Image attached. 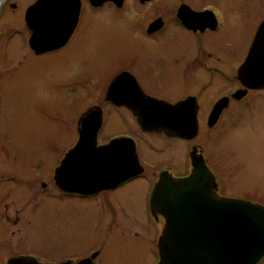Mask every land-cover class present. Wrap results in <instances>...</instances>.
Wrapping results in <instances>:
<instances>
[{"label": "flooded vegetation", "instance_id": "obj_1", "mask_svg": "<svg viewBox=\"0 0 264 264\" xmlns=\"http://www.w3.org/2000/svg\"><path fill=\"white\" fill-rule=\"evenodd\" d=\"M38 1L34 0L24 8L22 24L19 17L14 20L13 30L3 34L7 41L1 47V62L14 66V61H20L21 47L15 46L17 39L25 42L19 37L27 35L29 53L26 52L27 56L23 55V58L30 54L29 57L35 59L68 66L69 70L64 74L65 90L69 96H75L71 112L75 120L78 119L77 137L73 136L75 128L70 132V138V130L64 136L62 133L56 135L66 139L65 155L57 166L44 161L33 163L27 175L19 170L18 180L20 183L26 181L28 197L23 198L20 193L13 195V210L5 218L16 227L21 220L17 217L18 205L22 204L23 216H27L30 225L29 218L34 215L28 212L41 207L47 194L54 192L66 209L73 206L77 214L83 204H92L94 207L81 223L87 231L104 230L106 239L100 246H96L100 242H95V246L90 247L94 242L89 238L91 244L84 252L70 251L57 262H45L41 251L38 253L41 255H34L36 251L31 249L16 255L9 251L8 261L30 257L41 264H160L159 240L165 219L160 211L152 210L153 190L163 176L181 179L191 175L200 160L214 182L213 192L218 198L243 200L264 207V192L260 191L261 187L264 191V88L255 86V82L249 80L250 75L243 72L264 22V1L261 3L263 11L259 5L260 17L251 20L243 39L233 41L222 33L238 14L233 13L234 8H230L225 0H66V6L73 12L78 9L75 28L67 42L40 52L31 45L35 26L26 19L27 11ZM10 7L16 9L15 4ZM101 14H107L108 19L102 21ZM99 28H105L104 32L99 33ZM117 28L119 32L115 37L119 43L116 49L106 58L99 57L97 44L106 39L96 42L95 38L108 35ZM125 31L146 49L141 53H120L119 44ZM101 58L106 63L99 65ZM225 84L229 85L227 93L212 95L208 101H203V93L195 88L209 89ZM177 105L182 106L173 112V106ZM89 115L92 123L91 126L87 124V134L94 136L96 146L125 139L129 148H135L142 172L121 182H116L118 179L113 176L109 188L83 194L76 191V184L68 183V178L63 181V188L60 187L56 170L79 143L85 129L83 119ZM142 118L158 120L160 126L156 130H145L140 123ZM193 118L198 123L194 136H176L173 128L165 126L173 119L177 124ZM120 124H123L122 130L112 132ZM233 131L234 140L229 141ZM159 139L163 147L151 141ZM174 141L183 144L179 152L177 147H171ZM128 147L126 152L119 154L124 156ZM158 152L161 155L154 156ZM229 166H236L241 174H249L260 188L232 189L227 174L234 173L230 172ZM65 172L68 174L67 168ZM35 180L40 184L38 192L33 190ZM139 182L147 183L143 203L141 196L129 192L133 185L143 189ZM52 188L54 191H50ZM32 195L33 204L26 201ZM4 205L9 209V203ZM117 222L128 226L136 239L112 242L111 233L121 238L130 236L116 232L120 230ZM116 253H120L121 259H116Z\"/></svg>", "mask_w": 264, "mask_h": 264}, {"label": "rangeland", "instance_id": "obj_2", "mask_svg": "<svg viewBox=\"0 0 264 264\" xmlns=\"http://www.w3.org/2000/svg\"><path fill=\"white\" fill-rule=\"evenodd\" d=\"M33 1H5L0 11V53L1 47L7 41L6 36L3 34L13 30L14 20H18L19 17L21 18V24L23 23L24 8ZM263 1L225 0L230 8H234L233 13L238 15L229 21L222 36L233 41L243 39L252 23L251 20L260 17L259 5L263 11L261 4ZM11 4H15L16 9L10 7ZM100 16L102 21L108 19L107 14H101ZM104 29L99 28L98 32L102 33ZM108 29L109 27H107ZM117 32H119L118 28L110 31L108 35L103 37L98 35L95 38L96 42L106 39L103 40L102 44H97L99 46V52L97 50L99 57L106 58V56H109L108 53L116 49L119 43L115 37ZM19 38L25 39L24 43L17 39L18 43L15 46L21 47L19 52L20 61H14V66H11L7 65L6 62H1L0 57V177L3 179H0V264L8 263V257L11 256L9 251H13L16 255L28 251V249L36 251L33 253L34 255L42 254L45 262H57L70 251L84 252L92 240L94 243L90 247L95 246V242H100L99 245H96L100 246L104 241L103 239H106V235L104 230L101 229L87 231V227L81 223L86 218L88 211L94 207L92 204H83L77 214L73 206H68L66 209L65 204H61L62 199L54 192L47 194L46 201L41 207H34L28 212V214L34 215L29 218L30 225L27 224V216H23L22 204L18 205V202H16L19 211L17 217L21 218L19 224L12 227L5 218L13 210L11 206L13 195L20 193L23 198L28 197L29 192L26 181L21 180L22 183H20L18 180L19 170L27 175L33 163L40 164L44 161L51 163L53 167L57 166L64 158L66 139L64 137L59 138L56 135L62 133L64 136L70 130L68 132V138H70V132L75 128L73 136L76 138L78 128L76 125L78 119L75 120V116L71 112L75 106L73 104L75 96H69L65 90L64 74L69 70L68 66L63 64L54 65L45 59L29 57L30 54L27 58H23V55L27 56V53H29V48L26 46L28 36L25 35ZM121 40L118 50L120 53H141L146 49V46L136 41L128 31H125ZM231 56L233 57V54ZM18 61L20 65L17 64ZM104 63L106 62L101 58L99 65ZM227 87H229L228 84L209 89H203L199 86L195 88L203 93V101H208L212 95L217 96L221 92L227 93ZM207 93L209 95L206 100ZM122 127L123 124H120L119 127L112 129V132L122 130ZM234 134V131L231 132L229 141L234 140ZM160 140L151 141L152 143L155 142L157 146L163 147V144L159 142ZM171 147H177L179 152L183 148V144L174 141ZM232 147L235 150V145ZM158 154L161 155L158 152L154 156H158ZM228 169L231 173H234V175L227 174V181L232 189L256 190L260 188L257 181L249 174H241L236 166H229ZM253 173L255 172L253 171ZM252 176L255 175L252 174ZM34 183L33 190L38 192L40 184L37 180ZM139 183L143 189L140 186L133 185L132 188L129 187V192L133 196H141V203H143L147 183ZM50 191H54L53 188ZM260 191L264 192L262 187ZM26 201L33 204V195ZM5 203H9V209H5ZM24 209L26 210V208ZM137 214H139V211H137ZM117 227H120V230L116 232L127 233L131 237L121 238L117 234L111 233L113 234L111 237L112 242L136 239L134 232H129L130 228L128 226H123V224L117 222ZM89 238H92V240ZM138 239L140 238L138 237ZM39 252L41 254H38ZM116 256L117 260L121 259L120 253H116Z\"/></svg>", "mask_w": 264, "mask_h": 264}, {"label": "water", "instance_id": "obj_3", "mask_svg": "<svg viewBox=\"0 0 264 264\" xmlns=\"http://www.w3.org/2000/svg\"><path fill=\"white\" fill-rule=\"evenodd\" d=\"M66 2L39 0L27 11V22L35 26L31 45L38 52L67 42L73 32L78 9L73 12ZM243 72L250 75L249 80L255 86L264 88V22ZM113 90L111 87L110 91ZM181 106H173V112ZM91 121V115L83 119L85 129L79 143L56 170L60 187L63 188V181L68 178V183L76 184V191L83 194L109 188L113 176L118 179L116 182H121L142 172L135 148H129L125 139L97 147L94 136L87 134V124ZM140 123L145 130L160 126L155 119L142 118ZM165 126L173 128L179 137L194 136L198 131L196 118L177 124L173 119ZM126 147L128 152L121 156L119 153L126 152ZM213 188L214 182L202 160L196 162L194 172L188 177L163 176L157 183L151 207L165 218L159 240L160 264H264V207L243 200L218 198ZM7 264L41 263L30 257H18Z\"/></svg>", "mask_w": 264, "mask_h": 264}, {"label": "bare ground", "instance_id": "obj_4", "mask_svg": "<svg viewBox=\"0 0 264 264\" xmlns=\"http://www.w3.org/2000/svg\"><path fill=\"white\" fill-rule=\"evenodd\" d=\"M5 1H6V0H2V1L0 2V11H1L2 7L4 6Z\"/></svg>", "mask_w": 264, "mask_h": 264}]
</instances>
